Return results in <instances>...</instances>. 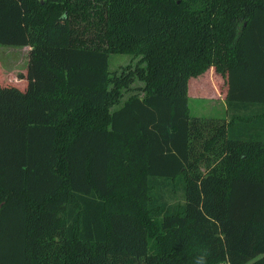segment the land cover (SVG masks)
<instances>
[{"label": "trees", "instance_id": "16d2710c", "mask_svg": "<svg viewBox=\"0 0 264 264\" xmlns=\"http://www.w3.org/2000/svg\"><path fill=\"white\" fill-rule=\"evenodd\" d=\"M0 44V264H264V0H0Z\"/></svg>", "mask_w": 264, "mask_h": 264}, {"label": "rangeland", "instance_id": "374dc122", "mask_svg": "<svg viewBox=\"0 0 264 264\" xmlns=\"http://www.w3.org/2000/svg\"><path fill=\"white\" fill-rule=\"evenodd\" d=\"M205 22V19H194V24ZM138 56L131 54H110L109 56V69L115 74H122V69H133L137 64L143 65L139 62ZM28 62V48L15 45L0 44V73L3 81L7 83L11 81L22 72ZM129 85L121 89V94L118 102L113 106L119 105L122 101L128 98L129 95L142 93L139 87L144 85V82L134 76ZM194 80L196 88L204 86L205 91L202 96H191L188 99V114L190 116L200 117H217L224 118L228 112L226 110V103L224 100V86L225 78L218 76L212 71L207 69L204 73ZM163 192V189L157 190ZM168 201H181L183 199L180 190L170 195L168 192H163Z\"/></svg>", "mask_w": 264, "mask_h": 264}, {"label": "crops", "instance_id": "0c3cea01", "mask_svg": "<svg viewBox=\"0 0 264 264\" xmlns=\"http://www.w3.org/2000/svg\"><path fill=\"white\" fill-rule=\"evenodd\" d=\"M23 47H26V48H28V50H29V46H23ZM190 97H191V96H189V98H190ZM189 98H188V99H189Z\"/></svg>", "mask_w": 264, "mask_h": 264}]
</instances>
